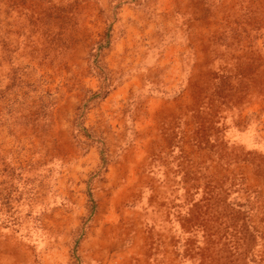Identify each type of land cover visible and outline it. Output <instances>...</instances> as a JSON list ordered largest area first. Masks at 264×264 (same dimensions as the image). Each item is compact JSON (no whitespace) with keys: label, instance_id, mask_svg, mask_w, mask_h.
Returning <instances> with one entry per match:
<instances>
[{"label":"rangeland","instance_id":"374dc122","mask_svg":"<svg viewBox=\"0 0 264 264\" xmlns=\"http://www.w3.org/2000/svg\"><path fill=\"white\" fill-rule=\"evenodd\" d=\"M0 264H264V0H0Z\"/></svg>","mask_w":264,"mask_h":264}]
</instances>
